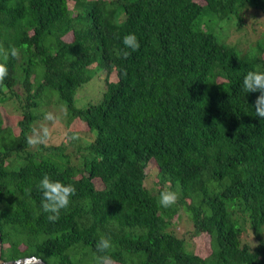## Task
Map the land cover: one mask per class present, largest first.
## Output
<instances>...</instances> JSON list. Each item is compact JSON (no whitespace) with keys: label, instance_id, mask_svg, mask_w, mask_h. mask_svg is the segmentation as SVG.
Listing matches in <instances>:
<instances>
[{"label":"trees","instance_id":"obj_1","mask_svg":"<svg viewBox=\"0 0 264 264\" xmlns=\"http://www.w3.org/2000/svg\"><path fill=\"white\" fill-rule=\"evenodd\" d=\"M251 9L264 25V0H0V45L21 49L0 84L1 261L95 264L106 234L110 264H264V119L259 93L242 88L264 71V32L248 44L210 30L223 20L239 33ZM129 33L140 47L125 59ZM100 72L99 99L75 107ZM53 95L67 128L92 133L83 145L27 144L51 129ZM45 174L76 189L55 223L41 208ZM164 190L178 193L170 207Z\"/></svg>","mask_w":264,"mask_h":264},{"label":"clouds","instance_id":"obj_2","mask_svg":"<svg viewBox=\"0 0 264 264\" xmlns=\"http://www.w3.org/2000/svg\"><path fill=\"white\" fill-rule=\"evenodd\" d=\"M124 49L121 50L122 58H127L131 52L139 49L140 44L137 36L134 33L125 35L122 39ZM127 49V50H125ZM128 50H131L128 51ZM21 49L15 46L5 49L0 45V84L4 82L8 75L7 60L9 56L18 58ZM242 88L245 93H259L253 102L252 107L255 109L256 117L264 119V71H248L242 80ZM56 117L49 112L44 115V120L55 121ZM50 129L47 126H42L40 129H34L32 134L26 137V142L29 146L36 148L39 145L47 143L50 137ZM75 138V137H73ZM38 188L42 194L41 208L44 213H48L47 220L50 223H55L60 219L62 209L68 207L70 198L76 194V189L72 184H64L59 180H53L49 175L45 174L38 184ZM178 199V193L172 190H164L160 193L159 202L162 207H170ZM95 264H110V250L114 247L111 237L106 234H100L96 242ZM24 264H42L40 257H26Z\"/></svg>","mask_w":264,"mask_h":264},{"label":"rangeland","instance_id":"obj_3","mask_svg":"<svg viewBox=\"0 0 264 264\" xmlns=\"http://www.w3.org/2000/svg\"><path fill=\"white\" fill-rule=\"evenodd\" d=\"M247 15H248L247 17H249L248 23H250V25H252L255 28L254 31H252L251 27L248 26V23H246L245 26H243V29L239 33L234 34L232 32V24H233L232 21H226L220 24V22H222L223 20L219 21L217 24L212 25L210 30L216 34L217 32L216 26L220 25V30L218 29V36L219 37L228 36L226 39L227 42L234 43V42H237V40L239 42V41H242L243 39V40H246L248 44H252L255 41V39L260 37L259 34L264 32V25L262 22L258 21V20L262 21L261 18L256 17L257 20L253 19L254 15H253L252 9L248 12ZM244 42L245 41H243L242 43ZM101 73L102 72L95 73L93 77L89 80V82L84 84L81 87V89L78 90L74 98L75 107L81 108V107H84L86 104L94 103L96 102V100L99 99V95L101 96V93L103 90V79L101 77ZM16 106L17 105L14 103V101H10L9 103H6L4 105L5 109L9 113H18L19 111L16 108ZM45 111L46 112H44L43 115L51 112L56 117L55 121H43V124H42V125H46V124L51 125L50 133H54L56 135V136L50 135L49 137L53 143H64V145H67V143L69 142L68 139H70V142L72 144L83 145V142H85L86 139L89 140L93 136L92 133H88V137H84L85 134H84L83 126L78 125L79 123L77 122H75L69 127L72 128V130L78 131L79 133L75 135L64 136V133L69 128V127L67 128L68 125L66 126L67 117L64 113L63 104L58 100V98L55 95H53V99H51L48 106H46ZM47 143H49V139L47 140ZM67 146H70V144ZM244 233H246L247 241L251 242L252 234L250 233V231L247 230V228H245ZM242 235L243 233L241 234V236ZM192 246H193L194 251H196V249H199L200 246L204 247V250L198 253V255L200 256H203L209 252L208 239L206 235L197 236L194 242L192 241Z\"/></svg>","mask_w":264,"mask_h":264},{"label":"water","instance_id":"obj_4","mask_svg":"<svg viewBox=\"0 0 264 264\" xmlns=\"http://www.w3.org/2000/svg\"><path fill=\"white\" fill-rule=\"evenodd\" d=\"M26 257H32V256H26ZM26 257L17 258L10 261H1L0 264H24V260ZM42 264H46L44 261H42Z\"/></svg>","mask_w":264,"mask_h":264}]
</instances>
